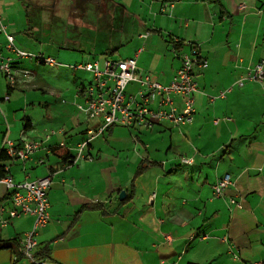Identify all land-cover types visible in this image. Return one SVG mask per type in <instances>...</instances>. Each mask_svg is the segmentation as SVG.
Returning a JSON list of instances; mask_svg holds the SVG:
<instances>
[{"label":"crops","instance_id":"0c3cea01","mask_svg":"<svg viewBox=\"0 0 264 264\" xmlns=\"http://www.w3.org/2000/svg\"><path fill=\"white\" fill-rule=\"evenodd\" d=\"M164 1L152 0L146 14L145 3L141 13L130 12L129 24L121 19L128 24L126 30L134 27L133 18L138 24L136 38L130 35L132 46L126 57L141 47L137 65L165 84L180 64L176 54L187 51L192 43L199 45L207 66L195 70L200 93L195 95L190 124L179 128L165 122L151 127L112 125L76 158L78 144L86 138L87 129L100 122L99 117L87 119L80 112L23 114L21 126L19 114L2 117L6 127L0 144L6 139L16 144L24 139L42 142L28 159H8L5 165L16 182L50 176V218L36 235V249L46 246L44 257L49 262L250 264L264 259V83L236 84L247 66L264 62V0H175L171 14L160 10ZM59 3L0 0L2 22L18 48L34 49L35 37L44 38L64 13L70 17L68 6ZM96 3L99 0H77L82 7L76 21L79 26H89L86 10L97 7ZM240 3L246 8L240 9ZM96 14L98 19L105 18L104 13ZM73 22L68 19V28L71 24L77 28ZM144 33L146 37L141 36ZM5 43L0 33L4 54ZM58 57L69 58L60 52ZM25 61L20 65L25 67ZM84 80L74 77L69 85L68 105L73 109L79 101L78 86L88 82ZM31 82L32 88L48 91L49 83L41 74L33 73ZM229 86L224 98L210 100L209 95ZM55 88L49 90L56 92ZM137 88L129 85L127 96ZM6 91L10 100L14 89L0 82V108L4 109L9 107L1 99ZM42 102L47 105L46 100ZM215 118L220 119L215 122ZM59 129L45 138L50 130ZM65 151L71 154L68 161L61 157ZM181 156L191 157L192 163H181ZM224 174L232 183L215 197L212 186ZM120 190L126 194L131 190L132 196L122 201ZM7 197L0 182V202L5 200L9 208ZM230 198L239 200L241 208L231 205ZM32 223V215H21L0 230L3 264H29L20 261V248Z\"/></svg>","mask_w":264,"mask_h":264},{"label":"built area","instance_id":"2783aa9c","mask_svg":"<svg viewBox=\"0 0 264 264\" xmlns=\"http://www.w3.org/2000/svg\"><path fill=\"white\" fill-rule=\"evenodd\" d=\"M175 0H166L162 3L160 10L171 14V7ZM240 9H245L246 4L240 3ZM264 11V9H263ZM0 33L5 36L6 54L0 52V73L6 79L8 90L15 89L33 79L30 69L21 66V60H29L35 64L48 66L61 65L53 56L41 51H26L18 48L14 43L13 35L10 34L0 15ZM146 37L147 33L141 35ZM141 47L132 56L125 58L104 57L102 61L94 59L69 66L76 70L87 71L91 79L82 83L77 88L75 107L87 119L99 117L100 122L86 131V138L78 144L76 158L82 156L84 148L100 136L109 126L122 125L129 128L135 126L151 127L156 123H167L173 128L190 124L195 112V95L200 93V87L195 78L197 68L207 66L206 59L199 52V45L192 43L187 51H180L176 55L180 60L178 68L172 74L167 83H161L153 78L151 73L143 71L137 65V55ZM245 76L240 77L236 84L242 86L245 80H254L264 83V62L258 61L247 66ZM136 85V92L128 94V86ZM232 86L219 90L217 94L209 95L210 100L224 98ZM4 101L9 99V91H6L1 98ZM220 118H215L217 122ZM229 120V117H223ZM58 131L50 130L49 134ZM38 140L24 139L16 144L12 140H3L0 149L11 160L24 161L28 159L41 146ZM180 162L192 163V158L181 156ZM6 174L0 177L8 191L10 207L4 205L5 200L0 202V230L5 227L11 219L21 215H32L33 223L30 230L24 233L21 240L20 256L29 264H54L46 257L37 258V231L49 221L47 191L51 183L50 176H43L33 180L20 182L13 181L8 172V165H4ZM232 183L229 174L222 175L212 186L213 195L221 196L223 190ZM229 203L241 208L239 200L230 198ZM205 236V235H204ZM202 236V237H204ZM250 264H264V259L252 261Z\"/></svg>","mask_w":264,"mask_h":264},{"label":"rangeland","instance_id":"374dc122","mask_svg":"<svg viewBox=\"0 0 264 264\" xmlns=\"http://www.w3.org/2000/svg\"><path fill=\"white\" fill-rule=\"evenodd\" d=\"M53 1L55 5L60 4L59 0ZM60 1L61 4L68 6L70 17H67V13L59 16L61 22L56 23L55 21L54 26L52 25L51 29L45 31L46 35L44 38L35 37V48L26 51L37 52L40 49L46 53L48 52L61 63V66L34 65V62L28 59L25 61L26 68L30 69L34 74H41L48 81L49 85L46 86L48 91L42 93L40 90L32 88L33 82L25 87L14 89L10 94V100L3 101L9 105L8 109L0 108V135L1 130L4 131L6 127L2 119V117L5 118V114H19L18 121L20 126L23 121L20 117L23 114H77V109H73L68 105L71 100L68 94L69 85L74 77H78L79 81L83 79L88 81L91 78V74L87 71H76V69L69 66L91 59L102 61L105 56L116 59L128 56L133 39V37L130 38V35L132 34L136 38L135 34L138 30L135 18H133L132 22L134 27H131L132 29L129 27L126 30L125 27L130 23L129 18L131 15L129 13L133 11L135 14L138 11L141 13L142 5L145 3L146 14L148 4L152 0H144V2L142 0H128L129 6L124 2L126 0H99V3H96L97 7L92 6L94 9L91 7L86 10V17L91 20L88 27H84L83 24L79 26V23L76 22L78 18L80 19L82 11V7L77 4V0ZM116 2L122 3L125 7H121L122 5ZM91 4L95 5L94 2H88L89 6ZM91 11L95 13L93 14ZM96 12L104 13L105 18L98 19ZM124 14H128V17H123ZM68 19L74 20L73 23L78 25L77 28H74L72 24L68 28V24H66ZM121 19L128 20V24L126 22L121 23ZM64 27L66 29H63ZM128 36L129 38H127ZM59 52L69 58L58 57ZM72 72L74 73L72 74ZM2 81L6 84V79L0 73V82ZM50 87H56V92H54V89L49 90ZM44 100L47 101L46 106H43L44 102L39 104L40 101ZM20 261L25 262V259L22 258ZM0 264H3V262L0 261Z\"/></svg>","mask_w":264,"mask_h":264},{"label":"trees","instance_id":"16d2710c","mask_svg":"<svg viewBox=\"0 0 264 264\" xmlns=\"http://www.w3.org/2000/svg\"><path fill=\"white\" fill-rule=\"evenodd\" d=\"M212 2H216L217 0H210ZM108 54V52H106ZM26 127V125H25ZM63 161H68L71 158V154L65 151L64 154L61 155ZM8 156L5 154L3 149H0V177L4 176L6 172L4 171L5 162L8 160ZM142 167H139L136 173H139ZM132 196L131 190L126 194V196L122 199V201H126ZM48 253V248L46 246H42L39 250L36 249L35 256L37 258L44 257ZM188 264H197V263H188Z\"/></svg>","mask_w":264,"mask_h":264},{"label":"water","instance_id":"95a60500","mask_svg":"<svg viewBox=\"0 0 264 264\" xmlns=\"http://www.w3.org/2000/svg\"><path fill=\"white\" fill-rule=\"evenodd\" d=\"M125 195H126L125 190H120V191H119V194H118V198H119V199H123V198L125 197Z\"/></svg>","mask_w":264,"mask_h":264}]
</instances>
